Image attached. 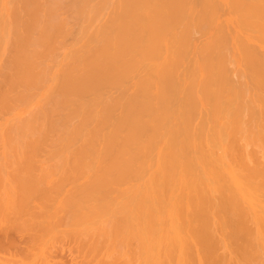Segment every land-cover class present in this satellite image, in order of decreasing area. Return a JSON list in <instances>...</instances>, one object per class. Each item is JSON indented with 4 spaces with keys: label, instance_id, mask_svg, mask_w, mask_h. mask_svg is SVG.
Masks as SVG:
<instances>
[{
    "label": "bare ground",
    "instance_id": "1",
    "mask_svg": "<svg viewBox=\"0 0 264 264\" xmlns=\"http://www.w3.org/2000/svg\"><path fill=\"white\" fill-rule=\"evenodd\" d=\"M57 254L264 264V0H0V264Z\"/></svg>",
    "mask_w": 264,
    "mask_h": 264
},
{
    "label": "rangeland",
    "instance_id": "2",
    "mask_svg": "<svg viewBox=\"0 0 264 264\" xmlns=\"http://www.w3.org/2000/svg\"><path fill=\"white\" fill-rule=\"evenodd\" d=\"M9 234L12 235V233H8V235H9ZM14 236H15V235H14ZM14 236H13V237H14ZM9 237L11 238V236H9ZM13 237H12V239H14ZM16 237H17V236H16ZM12 239H11V240H12ZM19 239H20V238H19ZM19 239H18V241H19ZM15 240H16V242H17V239H15ZM15 240H13V242L15 243V245H17L16 242H15ZM20 241L23 242V240H20ZM17 243H19V245L21 244L20 242H17ZM23 244H24V243H23ZM23 244H22V246L24 247L25 245H23ZM19 245H18L17 248H16V246H15V249H13L14 244H12V250H13V251L10 250V252H8V251H6V252L9 253V254H11V252H13V254H14L16 251H18V252H19V250L21 251L22 248L19 249L20 246H21V245H20V246H19ZM22 246H21V247H22ZM10 247H11V246H10ZM10 247H9V248H10ZM18 249H19V250H18ZM15 250H16V251H15ZM1 252H2V251H1ZM3 252H4V251H3ZM16 253H17V252H16ZM21 253H22V252H21ZM59 253H60V252H59ZM59 253H58V254H59ZM5 254H6V253H5ZM17 254H18V253H17ZM19 254H20V253H19ZM58 254H57V255H58ZM57 255H56V256H57ZM60 255H61L62 257H61ZM60 255H58V256H60L61 258H64V257H65L64 260L66 261V263H68V264H73V263H70V262H71V259L67 256V254H66V256H64L65 254H64V255L60 254ZM66 257H67L68 259H67ZM59 259H60V258H59ZM64 260H63V261H64ZM67 261H69V262H67Z\"/></svg>",
    "mask_w": 264,
    "mask_h": 264
}]
</instances>
